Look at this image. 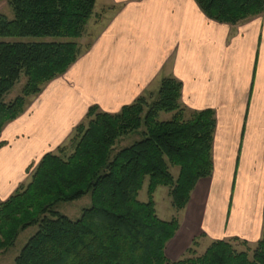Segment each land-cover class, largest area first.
Wrapping results in <instances>:
<instances>
[{"label":"trees","instance_id":"trees-1","mask_svg":"<svg viewBox=\"0 0 264 264\" xmlns=\"http://www.w3.org/2000/svg\"><path fill=\"white\" fill-rule=\"evenodd\" d=\"M194 1L208 19L230 25L264 12V0ZM95 2L8 1L13 19L0 14V134L81 56L76 40L85 35ZM25 38L41 41L17 40ZM22 76L21 94L5 102ZM181 89L179 81L162 78L154 95H142L116 114L89 107L66 144L43 155L28 181L0 202V252L37 226L14 264H264V228L253 249L236 251L231 241L239 240L230 239L214 241L196 256L194 241L183 259L165 256L178 220L158 218L156 189L167 188L173 208L181 211L196 182L212 174L214 113L181 107ZM161 113L171 114L170 120L159 121ZM135 132L141 140L114 150ZM170 168L178 169L176 178ZM145 180L147 201L140 202ZM85 195L91 204L77 220L56 211L58 203Z\"/></svg>","mask_w":264,"mask_h":264},{"label":"crops","instance_id":"crops-1","mask_svg":"<svg viewBox=\"0 0 264 264\" xmlns=\"http://www.w3.org/2000/svg\"><path fill=\"white\" fill-rule=\"evenodd\" d=\"M85 33L92 35L89 49L2 130L0 202L29 179L27 169L67 142L89 107L116 114L154 95L162 78H173L182 85L181 107L212 111L216 127L212 174L199 179L184 209L171 215L178 230L166 258L182 259L194 241L196 250L214 241H259L264 12L230 25L208 19L194 0H96Z\"/></svg>","mask_w":264,"mask_h":264},{"label":"rangeland","instance_id":"rangeland-1","mask_svg":"<svg viewBox=\"0 0 264 264\" xmlns=\"http://www.w3.org/2000/svg\"><path fill=\"white\" fill-rule=\"evenodd\" d=\"M8 1L9 0H0V14L5 15L8 20H12L13 12L10 6L8 5ZM99 7H100V4H97L95 8L96 11L99 9ZM91 38H92V35L89 36V35H86L85 33L82 40H79V39L76 40V41H79L78 45L80 46L82 51H84L87 45L91 42L92 40ZM17 40L41 41L40 39H31V38L17 39ZM42 41H50V39L46 38ZM25 81L26 79L22 76L19 82L16 83L14 87L8 92V94L4 96L5 102H9L21 94V90L25 84ZM170 117H171V114L161 113L158 117V120L167 121V120H170ZM140 132H135L125 137H122L116 143L114 150L115 151L120 150L121 148L127 147L131 145L132 143L141 140L142 137L140 136ZM33 169L34 167L32 166L28 170L27 172L28 176L30 175ZM170 171H171L172 176L176 178L178 175V169L170 168ZM147 184H148V181L145 180L144 185L138 194V201L140 202L147 201ZM153 199L155 202V210H156V214L158 218L161 220H169L171 218V215L174 214L176 210L173 208L171 199L168 196V189L165 187H159L158 189H156L153 195ZM90 204H91L90 196L85 195L81 199L73 201V202L58 203L56 205V211L60 213L61 215L66 216L68 219L75 221L81 216L82 210L90 207ZM36 231H37V226H31L27 228L26 230H24L23 232H21L18 235L14 243V246L12 248H10L7 251L0 252V264H14V260L20 253L21 249L24 247L28 239L36 233ZM231 244L236 251H245L247 247H250V249L254 248V245L249 244V246H245V245H242L239 241H235V242L231 241ZM194 251H195L196 256H200L204 253L205 250L204 249L196 250L194 248ZM170 262H176V261H170Z\"/></svg>","mask_w":264,"mask_h":264}]
</instances>
